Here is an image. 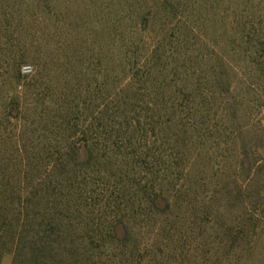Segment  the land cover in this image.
Listing matches in <instances>:
<instances>
[{"label":"rangeland","instance_id":"1","mask_svg":"<svg viewBox=\"0 0 264 264\" xmlns=\"http://www.w3.org/2000/svg\"><path fill=\"white\" fill-rule=\"evenodd\" d=\"M153 1L160 6L149 32L140 13L150 0H0L4 167L52 164L57 150L50 140L58 134L39 120L53 116L61 95L71 91L81 96L80 103L97 91L105 101L107 92L131 85L133 91L146 93L147 102L169 114L176 109L177 118L182 117L184 86L195 88L209 78L212 48L186 43L182 20L178 23L161 4L179 3L190 26H201L218 5L215 20L224 17L225 30L237 38V20L252 28L264 25V0ZM242 59L230 77L235 119L230 121L224 94L218 92L210 112L203 99L195 100L204 113L190 122L185 137L165 125L169 131H161L155 166L160 178L156 184L167 190L164 199L144 198L138 190L125 193L116 229L121 245L101 249L94 264H264V72H256L264 59ZM36 72L38 78L32 80ZM18 105L34 106L41 116L21 114ZM17 139L25 144L22 159H17ZM86 157L80 148L78 160ZM30 176L26 184L32 182ZM11 261L12 254L4 253L0 264Z\"/></svg>","mask_w":264,"mask_h":264},{"label":"trees","instance_id":"2","mask_svg":"<svg viewBox=\"0 0 264 264\" xmlns=\"http://www.w3.org/2000/svg\"><path fill=\"white\" fill-rule=\"evenodd\" d=\"M150 1L152 3L146 4L147 8L140 16L150 26L148 31L152 32L156 9L160 5ZM220 1L224 3V0ZM161 5V9L167 8L168 15L171 14L178 23L182 20L186 43L212 48L211 58L214 60L209 78L203 80V84H196L195 88H188L189 84L184 86L187 103L180 112V119L176 109L170 108V114L166 108L159 109L145 100L148 98L144 95L146 93L133 91L131 85L107 92L105 101L98 91L94 98L87 95L82 103L81 96L75 92L61 95L62 100L49 117L53 120H39L58 134L56 140H50L57 150L53 153L52 164L43 168L36 165L29 168L25 164H20L19 168H6L0 157V259L4 253H10L11 264H94L101 249L114 243L118 248L121 245L122 239L118 238L116 229L121 225L120 212L125 193L138 190L144 198L164 199L167 190L162 184H156L160 178L155 166L156 152L160 148L157 145L162 142L161 131L164 134L169 131L165 125L171 124L174 132L180 133L178 137H185L187 130L191 129L190 122L196 117L201 118L204 113L195 105V100L203 99L201 103L210 112L218 92L228 96L227 100L224 95L222 98L226 103L225 111L230 121L235 119L234 104L230 101V77L235 76L233 71L242 58L264 59V25L252 28V24L248 26L237 20V38L235 33L229 36L231 30L229 33L225 30L224 17L220 15L215 20L218 5L206 17L208 20L205 18L199 22L201 26L186 24L179 3ZM210 21H215L212 33L207 32ZM216 22L220 28L216 27ZM260 22H263L262 18ZM256 72H264V67H257ZM145 73L150 77L151 70ZM37 76L36 72L30 78L36 80ZM130 79L133 82V76ZM203 85L205 87L200 89ZM87 99L89 102L101 99L103 103L93 101L85 106ZM23 108L17 106L21 114L31 111L34 118L41 116V113L36 115L38 108L34 106ZM164 117L166 120L162 121ZM172 118L176 121L173 122ZM14 145L18 148L17 159H22L25 152L21 151L25 146L23 140L17 139ZM80 148H84L87 154L84 161L78 160ZM46 155L51 159L50 153ZM140 171L143 176L138 178ZM29 172L32 182L26 184Z\"/></svg>","mask_w":264,"mask_h":264}]
</instances>
